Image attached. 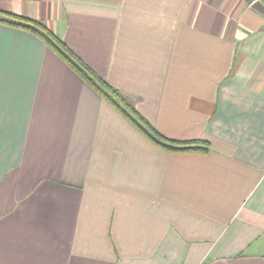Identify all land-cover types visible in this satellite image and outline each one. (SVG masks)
<instances>
[{
  "label": "crops",
  "instance_id": "0c3cea01",
  "mask_svg": "<svg viewBox=\"0 0 264 264\" xmlns=\"http://www.w3.org/2000/svg\"><path fill=\"white\" fill-rule=\"evenodd\" d=\"M264 0H0L44 23L162 150L0 22V264H264Z\"/></svg>",
  "mask_w": 264,
  "mask_h": 264
},
{
  "label": "trees",
  "instance_id": "16d2710c",
  "mask_svg": "<svg viewBox=\"0 0 264 264\" xmlns=\"http://www.w3.org/2000/svg\"><path fill=\"white\" fill-rule=\"evenodd\" d=\"M252 2L253 0H246ZM0 22L22 28L38 36L48 47L56 52L68 65L81 76L93 89L111 106H113L126 120H128L140 134L162 150L170 152L191 153L204 152L209 149L207 142L199 140H175L161 135L134 109L128 99L118 90L108 85L104 79L95 74L76 54L48 27L37 20H29L20 16L3 14Z\"/></svg>",
  "mask_w": 264,
  "mask_h": 264
},
{
  "label": "water",
  "instance_id": "95a60500",
  "mask_svg": "<svg viewBox=\"0 0 264 264\" xmlns=\"http://www.w3.org/2000/svg\"><path fill=\"white\" fill-rule=\"evenodd\" d=\"M250 8L260 15L264 16V5L260 1L253 2Z\"/></svg>",
  "mask_w": 264,
  "mask_h": 264
}]
</instances>
